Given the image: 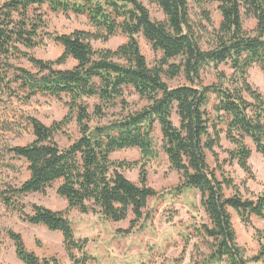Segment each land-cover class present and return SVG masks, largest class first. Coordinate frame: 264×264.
<instances>
[{
    "label": "trees",
    "instance_id": "1",
    "mask_svg": "<svg viewBox=\"0 0 264 264\" xmlns=\"http://www.w3.org/2000/svg\"><path fill=\"white\" fill-rule=\"evenodd\" d=\"M143 1L156 6L164 21L152 20ZM214 13L220 17L217 28ZM49 14L84 18L88 28L57 34L50 30ZM244 20L254 22L252 31ZM116 36L126 41L114 50L92 46ZM139 37L160 55L152 67ZM45 41L61 47L56 60L35 57ZM69 60L75 66L58 68ZM252 68L264 77V0H0V135L32 137L23 146L0 142V205L24 224L60 233L70 263L88 264L94 261L85 249L88 241L75 238L68 212L110 223L130 219L133 229L157 195L146 166L160 151L179 176L176 193L195 192L207 220L194 232L208 254L192 264H264V229L251 222L255 217L264 223V193L244 198L225 170L238 168L245 176L240 185L249 193L250 146L264 156V95L248 80ZM206 71L216 81L209 86L202 79ZM174 80L184 84L170 87ZM128 89L144 102L137 110L126 101ZM37 97L63 102L67 114L45 126L24 109ZM72 124L78 137L62 148L55 137L66 135ZM223 141L232 148L223 149ZM131 149L139 152V162L111 159ZM217 151L226 158L220 161ZM17 162L27 173L19 185L5 175L20 173ZM138 164V180L131 182L121 171ZM54 184L65 211L23 203L28 195L44 196ZM231 212L254 230L258 251L250 258L237 243ZM5 234L23 264H60L55 256L39 259L26 251L11 230ZM188 243L186 238L184 248Z\"/></svg>",
    "mask_w": 264,
    "mask_h": 264
},
{
    "label": "rangeland",
    "instance_id": "2",
    "mask_svg": "<svg viewBox=\"0 0 264 264\" xmlns=\"http://www.w3.org/2000/svg\"><path fill=\"white\" fill-rule=\"evenodd\" d=\"M150 13L152 20L164 21V17L156 6L143 1ZM50 30L57 34H69L74 30H86L87 23L84 18L69 17L49 14ZM220 17L218 13L213 15V25L218 27ZM244 28L252 31L254 22L244 20ZM124 36H116L107 42H95L92 44L94 49L114 50L125 43ZM139 47L147 64L152 67L155 61L160 57L151 51L148 44L141 38H138ZM203 49L207 48V43L203 44ZM62 53L60 46L45 41V45L36 49L34 55L36 58L44 61L56 60ZM21 66L29 71L34 69L26 62ZM75 66L72 60H69L59 69H71ZM221 70L230 72L227 67H221ZM205 86L214 84L215 78L212 72L206 71L202 75ZM249 82L264 95V77L258 68H252L249 71ZM170 87L184 84L183 80L170 81ZM126 101L130 110L139 109L144 102L139 100L131 89L125 94ZM211 103L214 96L210 95ZM28 115L35 117L45 126H50L52 122L61 120L68 112L64 103L52 98H35L30 107L24 108ZM176 123V119L174 120ZM66 135L60 134L55 137V141L60 147H66L73 140L77 139L78 134L74 124L67 127ZM155 145L160 146V135L158 129L154 133ZM32 141V137L26 134L22 136L16 133L9 135H0V142L8 146H23ZM223 149L232 147L223 141ZM252 156L249 164L254 179L247 180L246 188L249 193L241 187L240 183L244 179L242 172L236 167H225L226 172L238 186L240 194L244 198H250V195L264 193V156L255 153L254 148L250 146ZM220 161L226 158L225 154L217 151ZM114 161H124L128 163L139 162L140 154L136 149L124 150L114 153L111 156ZM210 167L214 166L211 157L207 159ZM14 165L21 168L19 174L7 171L5 173L8 180L15 179V185L27 179V173L24 166L17 162ZM140 164L131 169H125L123 176L131 182H137ZM148 185L157 193L154 198L148 200L147 208L144 211L143 218L137 225L130 229V219L121 223H110L99 215L91 213L84 215L76 210L68 212L67 217L74 230L76 239H86L88 241L86 250L94 258L88 264H192V260H199L202 255H207L208 250L196 237L194 230L201 224H206L207 220L199 205V196L195 192L182 191L176 193L175 188L179 183V176L176 172L169 170V165L165 156L159 151L158 157L148 161L146 166ZM58 184L46 191L44 196L38 194L28 195L23 199L27 206L31 204L40 205L53 212L65 211L67 204L60 198L55 189ZM226 196L231 195V191L225 192ZM29 214V207L26 209ZM233 228L236 232L237 243L245 251V256L250 258L258 251V244L254 239V230L244 227L237 216L231 212ZM252 226L255 229L263 230L264 223L253 217ZM5 230L17 234L28 252L34 253L39 259L55 256L60 264H71L63 246V240L60 233L50 232L41 226H30L22 223L18 217L5 210L0 205V264H23L16 257L12 242L5 234ZM188 238V245L184 248L185 239ZM196 246L198 247L196 249ZM178 261V262H176ZM260 264V263H259Z\"/></svg>",
    "mask_w": 264,
    "mask_h": 264
}]
</instances>
